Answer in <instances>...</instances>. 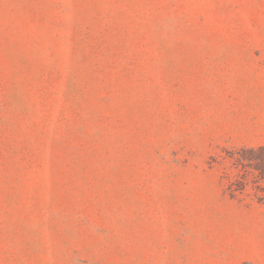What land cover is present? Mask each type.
<instances>
[{
  "label": "rangeland",
  "instance_id": "1",
  "mask_svg": "<svg viewBox=\"0 0 264 264\" xmlns=\"http://www.w3.org/2000/svg\"><path fill=\"white\" fill-rule=\"evenodd\" d=\"M262 146L264 0H0V264H264Z\"/></svg>",
  "mask_w": 264,
  "mask_h": 264
},
{
  "label": "trees",
  "instance_id": "2",
  "mask_svg": "<svg viewBox=\"0 0 264 264\" xmlns=\"http://www.w3.org/2000/svg\"><path fill=\"white\" fill-rule=\"evenodd\" d=\"M232 159L235 161L236 165L242 168H251L264 177V146L257 148H242L240 153L232 157ZM242 172L244 171L242 170ZM237 183L238 185L244 186L246 182L245 179L238 176Z\"/></svg>",
  "mask_w": 264,
  "mask_h": 264
}]
</instances>
